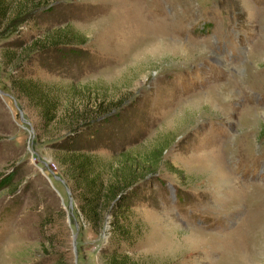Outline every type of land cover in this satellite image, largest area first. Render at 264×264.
<instances>
[{"label":"rangeland","instance_id":"374dc122","mask_svg":"<svg viewBox=\"0 0 264 264\" xmlns=\"http://www.w3.org/2000/svg\"><path fill=\"white\" fill-rule=\"evenodd\" d=\"M5 1L0 264H264V0Z\"/></svg>","mask_w":264,"mask_h":264},{"label":"trees","instance_id":"16d2710c","mask_svg":"<svg viewBox=\"0 0 264 264\" xmlns=\"http://www.w3.org/2000/svg\"><path fill=\"white\" fill-rule=\"evenodd\" d=\"M21 1H23V3H21V4H19V6L20 7H22V9H21V11L17 14V15H15L14 17H12V18H10L9 19V23H8V25H6V28H9L10 26H12L13 28H12V30L13 31H18V27L16 26V27H14V25H20L22 22H23V20L24 19H26V18H29L30 16L29 15H27V14H29V13H32V11H35V9L33 8V7H35V6H37V5H35V6H33L34 5V3H33V0H20V1H18V3H20ZM7 6H8V3L5 1V0H0V17H3L4 15H8V13L6 14V12H7ZM30 6H32V7H30ZM54 34H57V33H54ZM59 34V33H58ZM57 34V35H58ZM56 35V36H57ZM56 36L54 37V35L52 36V35H50V34H48V33H46L45 34V36L43 35V37H42V41H41V47H45V49L46 48H48V47H50V45H53L52 43H54V45H56L57 44V42H59L58 41V38H56ZM62 38L64 39V38H66V36L65 35H63L62 36ZM47 39H49V44L46 42L47 41ZM28 40V39H27ZM26 42V40H24V41H22V43H25ZM56 43V44H55ZM30 44V46H27L26 48H24V47H22V49L20 50L21 51V53L23 54V55H25V54H27L28 52H30L31 50H33L34 49V47H35V44H32V43H29ZM36 44H38V41H36ZM65 44H67V43H65ZM11 95H12V97L13 98H16L17 99V106L19 107V109L20 110H23V107H24V104H22V102L20 101V99H19V97L17 96V94H15L13 91H12V93H11ZM42 98H45V96H42ZM53 109H50V110H48V111H52ZM21 113V112H20ZM101 118H103V116H100V117H98V119L100 120ZM23 119L25 120V117H23ZM27 119V118H26ZM98 120V121H99ZM27 121V120H26ZM77 129L78 128H76L75 129V133L74 134H72V133H68L67 135H66V139H64L63 140V142H65L66 143V141H74V139H75V137L74 136H76L75 134H77L76 133V131H77ZM72 134V135H71ZM74 137V138H73ZM63 138H65V136L63 137ZM73 138V139H72ZM71 143V144H70ZM70 143H68V147H70V148H73V146L71 147V145H73L72 143L73 142H70ZM7 179H9V178H6V181H7ZM132 180L133 178H129V180ZM127 181V179H126V182L120 187V188H116V190H115V194H117V198H116V200H115V203H114V206H115V210H117L116 212H115V214H118V213H123L124 214V216H125V218H127V216L125 215V212L127 211V209L125 208V209H122L123 207H124V204H125V200L128 198V194L127 193H125V192H123V190L127 187L126 185L128 184V185H130L131 183H129L130 181ZM5 181V182H6ZM113 182V181H112ZM101 186H103V181H101V184H100V187ZM126 186V187H125ZM125 187V188H124ZM122 188H124V189H122ZM96 199V198H95ZM95 199H93V200H95ZM128 219V218H127Z\"/></svg>","mask_w":264,"mask_h":264},{"label":"flooded vegetation","instance_id":"af4514ba","mask_svg":"<svg viewBox=\"0 0 264 264\" xmlns=\"http://www.w3.org/2000/svg\"><path fill=\"white\" fill-rule=\"evenodd\" d=\"M42 37L43 36H39V38H31V40H28L29 43L35 44L34 49L29 52V54L31 53L32 55V58L30 57V61L31 59L35 61L41 60L42 55L46 54V52L48 51L47 49H45V47H41ZM36 41H38V44H36Z\"/></svg>","mask_w":264,"mask_h":264},{"label":"water","instance_id":"95a60500","mask_svg":"<svg viewBox=\"0 0 264 264\" xmlns=\"http://www.w3.org/2000/svg\"><path fill=\"white\" fill-rule=\"evenodd\" d=\"M2 92L4 93L3 90H2ZM20 112H21V117L23 118V117H24V112H23V110H20ZM70 206H73L72 198H71V200H70Z\"/></svg>","mask_w":264,"mask_h":264}]
</instances>
